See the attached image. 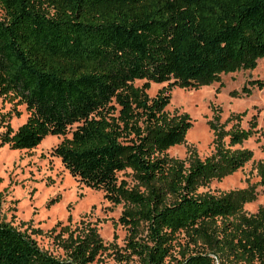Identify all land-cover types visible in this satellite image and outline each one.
Listing matches in <instances>:
<instances>
[{
	"label": "trees",
	"instance_id": "16d2710c",
	"mask_svg": "<svg viewBox=\"0 0 264 264\" xmlns=\"http://www.w3.org/2000/svg\"><path fill=\"white\" fill-rule=\"evenodd\" d=\"M258 58L264 0H0V97L27 114L13 129L0 113V146L31 150L61 137L50 154L122 204L117 222L127 234L113 264H264V206L250 214L242 207L255 186L199 191L250 160L241 146L256 122L245 129L241 114L220 123L218 113L209 122L212 152L200 158L190 149L178 159L167 150L184 141L190 117L165 110L172 87L197 88L253 69ZM164 82L148 96L151 83ZM247 84L241 94L263 87ZM125 170L132 184L119 179ZM256 170L264 187V159ZM56 227L63 258L0 221V264H89L106 250L88 222L72 227L69 216Z\"/></svg>",
	"mask_w": 264,
	"mask_h": 264
},
{
	"label": "rangeland",
	"instance_id": "374dc122",
	"mask_svg": "<svg viewBox=\"0 0 264 264\" xmlns=\"http://www.w3.org/2000/svg\"><path fill=\"white\" fill-rule=\"evenodd\" d=\"M258 79L262 88L254 86L248 94L240 89L247 81ZM136 80L135 85H140ZM167 83H151L147 94L153 97ZM168 112H186L191 126L181 144L167 150L173 158L185 159L190 149L200 158L212 152V130L209 122L219 113V122H224L231 114H241V127L247 129L249 120L257 124V132L241 147L252 150L253 155L244 165L220 180L212 179L200 192L215 194L255 186L256 198L243 204L244 212L254 213L264 206V187L258 184L256 163L264 159V58H258L255 68L221 74L219 80L197 88L172 87L169 90ZM240 93V94H237ZM19 115L12 110V104L0 97V113H9L11 127L16 129L26 119L24 106L17 107ZM231 122L226 123V129ZM4 127L0 125V132ZM61 137L48 135L31 150H12L7 145L0 146V221L8 222L20 231H25L51 255L63 258V251L51 228L57 222L71 226L79 220L95 226L106 250L89 264H113L114 249L125 243L126 229L117 220L123 209L122 204L113 205L103 198L101 190L85 187L72 177L60 160L50 154ZM238 146V145H237ZM235 146V147H237ZM240 147V146H238ZM119 179L132 184L130 171L118 173Z\"/></svg>",
	"mask_w": 264,
	"mask_h": 264
}]
</instances>
